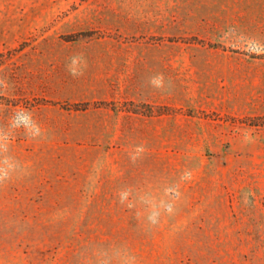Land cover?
Returning a JSON list of instances; mask_svg holds the SVG:
<instances>
[{"label":"rangeland","instance_id":"1","mask_svg":"<svg viewBox=\"0 0 264 264\" xmlns=\"http://www.w3.org/2000/svg\"><path fill=\"white\" fill-rule=\"evenodd\" d=\"M0 264H264V0H0Z\"/></svg>","mask_w":264,"mask_h":264},{"label":"trees","instance_id":"2","mask_svg":"<svg viewBox=\"0 0 264 264\" xmlns=\"http://www.w3.org/2000/svg\"><path fill=\"white\" fill-rule=\"evenodd\" d=\"M75 106H78V105H75Z\"/></svg>","mask_w":264,"mask_h":264}]
</instances>
